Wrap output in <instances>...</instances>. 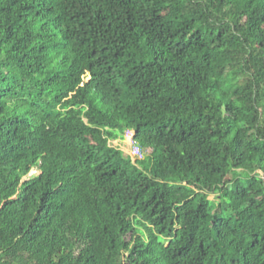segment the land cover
I'll use <instances>...</instances> for the list:
<instances>
[{
  "label": "trees",
  "instance_id": "trees-1",
  "mask_svg": "<svg viewBox=\"0 0 264 264\" xmlns=\"http://www.w3.org/2000/svg\"><path fill=\"white\" fill-rule=\"evenodd\" d=\"M0 264H264V0H0Z\"/></svg>",
  "mask_w": 264,
  "mask_h": 264
},
{
  "label": "rangeland",
  "instance_id": "rangeland-1",
  "mask_svg": "<svg viewBox=\"0 0 264 264\" xmlns=\"http://www.w3.org/2000/svg\"><path fill=\"white\" fill-rule=\"evenodd\" d=\"M132 134H133V132H127V133L125 134L123 140L113 141L112 144H113V145H117V144H118L119 148H120L122 151H124L125 154L130 155L131 150H133V146H131V144H132V145H136V146L138 145V143H136V142H134V141H133V143H132ZM141 153H142L144 159L146 160V162L149 163V161H150V159H151V156H150V149H149L148 147L145 146V147L142 149V152H141ZM130 156H131V155H130ZM133 159H136V158L133 157ZM34 173H36V170H32V171L30 172V175H31V174H34ZM212 198H213V197L211 196L210 199H212Z\"/></svg>",
  "mask_w": 264,
  "mask_h": 264
},
{
  "label": "built area",
  "instance_id": "built-area-1",
  "mask_svg": "<svg viewBox=\"0 0 264 264\" xmlns=\"http://www.w3.org/2000/svg\"><path fill=\"white\" fill-rule=\"evenodd\" d=\"M133 146V150H131L130 155L136 159H141L142 158V153L141 150L137 147L131 144Z\"/></svg>",
  "mask_w": 264,
  "mask_h": 264
}]
</instances>
